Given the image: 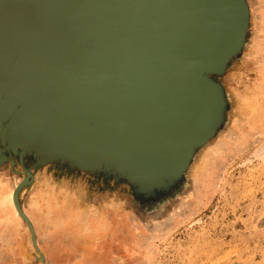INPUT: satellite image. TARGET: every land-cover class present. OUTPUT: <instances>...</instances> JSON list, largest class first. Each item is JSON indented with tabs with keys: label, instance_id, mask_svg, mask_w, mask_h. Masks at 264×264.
<instances>
[{
	"label": "rangeland",
	"instance_id": "obj_1",
	"mask_svg": "<svg viewBox=\"0 0 264 264\" xmlns=\"http://www.w3.org/2000/svg\"><path fill=\"white\" fill-rule=\"evenodd\" d=\"M241 7L180 162L49 157L0 131V264H42L11 201L26 172L18 201L44 264H264V0Z\"/></svg>",
	"mask_w": 264,
	"mask_h": 264
},
{
	"label": "water",
	"instance_id": "obj_2",
	"mask_svg": "<svg viewBox=\"0 0 264 264\" xmlns=\"http://www.w3.org/2000/svg\"><path fill=\"white\" fill-rule=\"evenodd\" d=\"M241 8V0H0V131L49 157L79 161L94 150L137 172L180 162L208 109L204 73L232 48ZM32 181L26 172L12 201L44 264L18 201Z\"/></svg>",
	"mask_w": 264,
	"mask_h": 264
},
{
	"label": "bare ground",
	"instance_id": "obj_3",
	"mask_svg": "<svg viewBox=\"0 0 264 264\" xmlns=\"http://www.w3.org/2000/svg\"><path fill=\"white\" fill-rule=\"evenodd\" d=\"M11 201H12V195H11ZM12 203H13V201H12Z\"/></svg>",
	"mask_w": 264,
	"mask_h": 264
}]
</instances>
